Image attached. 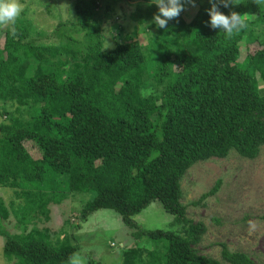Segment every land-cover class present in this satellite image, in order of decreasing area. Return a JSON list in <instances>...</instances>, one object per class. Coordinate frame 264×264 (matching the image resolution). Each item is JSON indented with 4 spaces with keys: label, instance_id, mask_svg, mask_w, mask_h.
<instances>
[{
    "label": "trees",
    "instance_id": "obj_1",
    "mask_svg": "<svg viewBox=\"0 0 264 264\" xmlns=\"http://www.w3.org/2000/svg\"><path fill=\"white\" fill-rule=\"evenodd\" d=\"M125 1L135 3L136 26L121 39L113 25L119 42L110 50L100 26L114 9L99 0L74 2V18L49 35L23 15L15 33L0 27V189L20 200L8 209L0 199L8 264H73V223L59 229L52 216L71 194L92 196L80 223L100 210L119 215L137 242L123 247L120 264H222L196 250L206 227L186 217L181 180L200 162L232 153L252 161L264 149V0L219 6L247 22L232 39L208 26V0H197L189 22L182 15L194 7L185 5L167 31L144 25L155 4ZM153 203L173 217L168 230L133 221ZM10 213L21 234L2 226ZM219 247L222 262L259 264Z\"/></svg>",
    "mask_w": 264,
    "mask_h": 264
},
{
    "label": "rangeland",
    "instance_id": "obj_2",
    "mask_svg": "<svg viewBox=\"0 0 264 264\" xmlns=\"http://www.w3.org/2000/svg\"><path fill=\"white\" fill-rule=\"evenodd\" d=\"M76 1L20 0L24 8L21 15L32 23L36 33L43 31L49 35L60 21L67 22L74 18L73 4ZM99 4L103 11L106 5L114 9L108 13L109 18L104 17L100 26L103 48L110 50L115 42H119V39L114 40L119 35L113 25L121 31V39L130 35L136 26L135 3L125 0H99ZM196 11V7L191 8L182 18L189 22ZM260 85L264 88V84ZM3 120L0 116V123ZM27 147L32 146L29 144ZM218 180L221 185L214 196L207 198L199 207L188 206L208 192ZM181 193L180 203L187 206L186 217L192 220L193 224L202 223L206 227L201 241L196 246L200 256L227 264L222 262L220 257L219 245L224 244L231 252L244 253L254 262L264 264V220L261 219L264 216V149L252 161L241 159L232 153L225 159H211L192 166L181 180ZM14 194L10 190L0 189V199L8 209L12 206L18 207L20 203ZM91 199V195L71 194L61 207L54 210L53 220L61 229L62 222L71 219L73 227L70 232L79 237L80 251L74 258L75 264H120L123 247L137 242L132 239L130 232L114 211H97L88 217L87 221L80 223L75 216ZM172 218L160 204L153 203L134 216L133 221L145 230L166 231L170 228ZM29 220L30 218L27 222ZM1 224L10 235L24 231L23 226L17 223L11 213ZM30 228L31 225H28L27 229ZM62 236L63 234L60 238ZM54 238L56 237L52 236L51 240ZM143 242L140 244L149 250L152 248L151 243ZM3 245L4 238L0 237V264H8L3 256Z\"/></svg>",
    "mask_w": 264,
    "mask_h": 264
},
{
    "label": "clouds",
    "instance_id": "obj_3",
    "mask_svg": "<svg viewBox=\"0 0 264 264\" xmlns=\"http://www.w3.org/2000/svg\"><path fill=\"white\" fill-rule=\"evenodd\" d=\"M148 2L156 5L157 12L153 14L152 20L145 22L144 25L146 28L151 25L153 28L167 31L169 21L176 20L185 10V5L196 7L197 0H148ZM208 3L210 7L206 9V12L210 28L219 29L226 39H232L246 30L247 22L239 13L233 11L226 15L219 10V6L228 8L234 4L233 0H208ZM23 11L20 0H0V27L8 26L9 32L15 33L17 19Z\"/></svg>",
    "mask_w": 264,
    "mask_h": 264
}]
</instances>
